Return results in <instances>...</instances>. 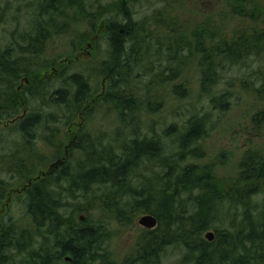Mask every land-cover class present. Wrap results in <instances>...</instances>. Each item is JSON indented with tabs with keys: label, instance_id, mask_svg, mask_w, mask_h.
I'll list each match as a JSON object with an SVG mask.
<instances>
[{
	"label": "rangeland",
	"instance_id": "1",
	"mask_svg": "<svg viewBox=\"0 0 264 264\" xmlns=\"http://www.w3.org/2000/svg\"><path fill=\"white\" fill-rule=\"evenodd\" d=\"M255 2H259V6L256 7L251 0L246 8H251L250 12L237 13L234 7L238 5L240 9L238 0H64L51 5L47 0H0V59H4L5 67L11 68L14 60L24 58L30 71L39 74L40 87L36 86L35 91L45 92L41 98H31L28 92L24 93L23 99L17 97L19 103L27 101L26 107L19 105L17 112L26 116L40 112L45 116L56 111V106L46 103L45 99L50 98L46 94L66 89L62 96L65 102L61 105L63 111L58 110L61 117L49 124L52 129L48 128L43 117L40 118L32 131L31 141L42 155L41 162L46 164L55 162L52 159L57 156L56 147L62 149L65 146L64 153H70V157L66 156L63 163L53 169L52 172L58 171L52 178V187L65 210L84 209L77 215L89 214L90 223L100 230L96 247L90 251L97 260L91 263L85 258L81 264H141L138 253L141 236L144 232L152 233L157 227V223L154 228L138 223L145 213L136 214L130 223H125L100 209L98 197L102 193L108 192L107 200L116 201L123 207L125 201L131 199V191L115 189L108 183L97 185L92 182L86 186L87 191L78 189L87 170L84 153L99 156L103 149L110 148L116 152L133 137L137 140L157 139L162 153L150 160L142 159L138 168L130 169L131 190L137 186L142 190V186L157 178L156 174L162 175V180H169L172 186L179 168L172 166L169 175L164 176L166 166L163 161L173 157H176L178 167L189 164L207 166L221 186L222 183L227 185L228 179V183H235L236 172L246 152L264 156V52L246 56L236 64L221 62L215 81L205 87L201 64L203 54L200 52L204 47L199 49L195 45L198 31L203 27L213 33V42L231 41L239 32L249 35L254 29L260 31L264 28V0ZM112 21L127 23L132 31L141 28L139 33L143 32L145 39L158 36L160 41L164 35L179 34L190 40V44L194 43L189 47L190 51L183 47L177 56L172 53V57L166 53L158 54L153 48L149 52L141 49L152 65L146 63L134 68L126 91L134 95V103L136 101L139 109L127 117L122 116L123 119L110 105V79L101 70V65L110 58L105 30ZM154 43L148 41L147 45L153 46ZM60 63L61 67L52 72L51 67ZM75 73L82 74L90 90L87 100L82 101L85 106L92 103L90 110L82 111L81 108L75 111L73 108L70 77ZM43 78L48 82L47 87ZM28 82L20 79L16 85L26 89ZM219 97L222 100L220 106L212 101ZM114 103L116 105L117 101ZM194 118L203 121L205 130L199 140L180 149V136ZM9 119L12 117L0 119V180L6 184L0 197V237H3V228L13 224L10 230L15 231V238L13 246L2 245L0 264H40L46 251L49 252V264H68L64 258L70 255L60 256V250L50 245L55 241L54 235L47 233L46 226L35 225L27 213L26 195L11 191L7 197V186L15 189L23 182L16 170H11V164L18 161L27 144L18 131L19 119ZM73 133L84 136V143L74 138ZM74 144L76 148L73 150ZM28 156L25 165L36 160L33 151ZM46 164H38L36 171H46ZM178 194L179 200L188 199L186 197L196 194V189L189 194L183 190ZM252 200L254 213L263 209L264 181ZM224 206L217 205L216 218L210 223L212 226L201 235L204 242L214 244L218 231L227 228L235 232L236 223L233 222L239 220L240 212L233 208L229 213L228 206ZM209 232L212 233L211 239L205 236ZM177 246H165L158 264H193V257L187 255L186 249Z\"/></svg>",
	"mask_w": 264,
	"mask_h": 264
},
{
	"label": "trees",
	"instance_id": "2",
	"mask_svg": "<svg viewBox=\"0 0 264 264\" xmlns=\"http://www.w3.org/2000/svg\"><path fill=\"white\" fill-rule=\"evenodd\" d=\"M62 1L64 0H47V3L51 5ZM250 2L251 0H238L240 9L237 8V5L234 7V12H250L251 8L246 9ZM258 4L259 2L256 3L254 0L256 7L259 6ZM91 27L94 29V25ZM140 31L142 29L137 27L135 31H132L129 24L118 21L109 23L105 30V38L110 47V58L101 65V70L110 79V105L114 106L117 115L121 118L124 115L127 117L129 113L133 114L139 109L136 101L134 103V95L126 91L134 68L140 65L143 66L146 63L152 65V61L149 62L148 55L146 57V53L144 51L142 53L141 49L149 52V49L153 48L158 54L166 53L168 57H172V53L177 56L178 50L181 48L186 47L190 51L189 47L191 48L194 45L193 41L190 44V40L182 38L179 34L177 36L164 35L162 40L159 41L158 36L145 39L142 36L143 32L139 33ZM198 33L199 38L195 45L199 49L201 46L204 47L200 52L203 54L201 64L205 87L215 81L216 71L221 62L236 64L246 56L259 55L264 52V28L260 31L254 29L249 35L239 32L237 36H233L231 41H214L215 43L213 42L215 39L213 33L207 27H203ZM148 41L155 43L153 46H148ZM3 61L4 59H0V119L5 117L18 118V131L27 143L19 157L21 159L17 158L18 161L11 164V170L15 169L19 178H23V182L15 189L24 187L25 190L21 193L27 197V213L35 225L46 226L48 228L47 233L54 235L55 241L50 245L53 249L55 247L60 250V256L70 255L71 263L69 264H81L85 258L92 263L97 258H93L90 251L96 247L100 230L90 223L89 214L84 216V221L79 219L80 215H77V212H83L84 209L75 207L69 211L65 210L64 204H61L58 200L53 189L52 178L58 170L39 176L41 169L36 171V167H38V164L40 166V164L44 165L46 162H41L43 161L42 155L34 147V142L31 141L32 131L37 126L40 118L43 117L47 123L46 125H49L61 117V115H58V110L63 111L61 105L65 102L62 100V96L66 89L62 88L46 94V97L50 96L49 100L45 99L46 103L56 106L54 107L56 111H51L45 116H41L40 112L33 113L30 116L19 114L17 112L19 105L24 108L27 101L26 103H19L17 97L23 99L24 93L28 92L31 98H41L44 97L45 92L35 91L36 86L40 87V79H38L40 77L36 71H30L24 58L14 60L11 68L5 67ZM24 77L28 79L29 85L20 92L16 82ZM70 78L72 83L70 86L73 87L74 110L81 108L82 111L90 110L92 103L89 106L82 104L83 100L84 102L87 100L89 90L82 74L75 73ZM44 82L47 87L48 82L46 80ZM116 101L115 105L114 102ZM212 101L215 105L220 106L222 100L219 97L217 101ZM12 119L8 121H12ZM127 121L129 120L127 119ZM70 126H68V129ZM77 126L79 128L80 124ZM48 128L52 129L50 125ZM204 130L203 121L196 118L191 119L180 136L179 148L184 149L199 140ZM74 133V138H78L79 142L84 143V136L79 134L76 136ZM73 136L70 138H73ZM54 137L56 139L57 135ZM45 139L50 141L49 138ZM51 143L55 144L54 141ZM73 148H76V144L72 146ZM64 150L65 146L62 149L56 147L55 154L57 156L52 161L58 159V157L64 160L66 155ZM32 151L36 156L33 159L36 160H29L32 162L25 165L26 160L29 159L28 155ZM60 151L63 153L59 154ZM162 151L160 142L157 139L142 138L137 140L135 137L126 146L118 148L116 152H113L112 148L103 149L98 156L95 153L90 154L85 151L87 170L86 174L82 176V182L77 183L78 189L82 192L87 191L86 186H90L92 182L91 184L95 183L97 185L108 183L115 189L118 187L121 191H131V199H127L128 201H125L123 207L119 206L116 201L107 200L108 192L102 193V196L98 197L100 209L106 210L115 219L123 220L125 223H130L132 218L139 213L151 214L156 218V229L152 233L144 232L141 236V242L138 246L141 264H158L162 249L168 245L184 247L187 255L193 257V264H264V202L263 209L254 213L252 200V196L260 190L261 181H264V156L256 152H246L241 159L240 169L236 172L235 183H228V180H230L228 179L227 185L222 183L221 186H219L217 178L213 173H210L211 170L207 166L189 164L178 167V163L175 161L176 157H173L172 160L167 157L168 160L163 161L166 166L164 176L169 175L168 170L172 166L179 168L172 186H170L169 180H162L163 176L156 174L159 177L151 179V183L142 186V190H138V186L131 190L130 169L138 168L142 159H153ZM68 155L70 157V153H67ZM37 161L39 162L37 163ZM48 164H46L45 170L48 169ZM5 186V182L0 180V197ZM180 188L188 194L192 189H196V194L186 197L188 199L179 200L178 193L182 191H179ZM13 190L7 186V197L11 195ZM230 193H233V195ZM14 194L20 195V193ZM227 201L229 203H226ZM225 203L228 205H225ZM217 205L219 207L225 205V208L228 206L229 213L233 208H236L240 212V218L237 222H233V224L236 223L235 232L230 231L228 228L225 231H220V233L218 231L214 244H209L204 242L201 235L212 226L210 223L216 218ZM11 227H14V225L8 224L1 231L3 237H0V251L2 245L7 243L8 246H13L14 244L15 231H11ZM48 254L47 251L44 253L40 264L50 263L47 258ZM43 258L44 260H42Z\"/></svg>",
	"mask_w": 264,
	"mask_h": 264
},
{
	"label": "water",
	"instance_id": "3",
	"mask_svg": "<svg viewBox=\"0 0 264 264\" xmlns=\"http://www.w3.org/2000/svg\"><path fill=\"white\" fill-rule=\"evenodd\" d=\"M66 156H67V153L64 156V158H66ZM61 163H63V159H61V158L56 159L55 162L49 164V167H48V169L46 171H40L39 172V176L40 175H45L46 173H51L53 171V169L54 168L57 169V167L59 165H61ZM24 190L25 189L23 187L21 189H14L13 191H15L16 193H20V192H23ZM79 219L81 221H83L85 218H84V216H79ZM138 223L141 226H144V227H147V228H152V227H154L156 225L157 221H156V218L153 215H151V214H145V215L141 216V218L138 219ZM205 236H206V238L211 239L212 233L209 232Z\"/></svg>",
	"mask_w": 264,
	"mask_h": 264
},
{
	"label": "flooded vegetation",
	"instance_id": "4",
	"mask_svg": "<svg viewBox=\"0 0 264 264\" xmlns=\"http://www.w3.org/2000/svg\"><path fill=\"white\" fill-rule=\"evenodd\" d=\"M65 61V60H64ZM58 67H61V63L60 64H58L57 65V67H54V66H52L51 67V71L53 72V71H56L57 69H58ZM28 84H29V82H28ZM24 89H22L21 88V86L20 87H18V91H23ZM65 261L69 264V263H71V257L70 256H66L65 258Z\"/></svg>",
	"mask_w": 264,
	"mask_h": 264
},
{
	"label": "bare ground",
	"instance_id": "5",
	"mask_svg": "<svg viewBox=\"0 0 264 264\" xmlns=\"http://www.w3.org/2000/svg\"><path fill=\"white\" fill-rule=\"evenodd\" d=\"M22 80H26V81H28V79L26 78V77H24ZM154 227H156V225L154 226ZM154 227H152V228H154Z\"/></svg>",
	"mask_w": 264,
	"mask_h": 264
}]
</instances>
